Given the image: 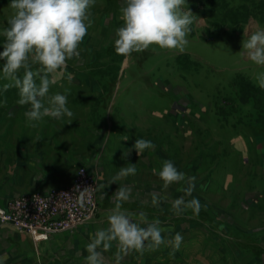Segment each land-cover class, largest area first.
Here are the masks:
<instances>
[{"label": "rangeland", "instance_id": "rangeland-1", "mask_svg": "<svg viewBox=\"0 0 264 264\" xmlns=\"http://www.w3.org/2000/svg\"><path fill=\"white\" fill-rule=\"evenodd\" d=\"M186 2L196 22L183 51L152 45L126 59L114 49L116 29L123 26L122 0H96L81 54L67 61L74 79L58 73L50 89L68 90L71 118L27 120L28 107L17 103L19 90L4 89L8 81L0 60V205L71 185L80 167L96 186L109 185L120 167L133 163L135 176L96 190L99 204L110 210L116 189L130 186L123 209L160 219L172 230L165 236L179 232L183 242L174 255L172 247L161 245L142 255L130 252L121 264H264V234L246 231L264 227V88L257 79L264 66L242 55L249 31L264 29V0ZM244 4L260 11L244 23H228V10ZM12 14L0 0V32ZM4 41L0 34V51ZM137 138L151 140L155 148L137 155ZM164 160L196 176L193 196L204 206L198 215L170 210L184 185L163 188L152 170L159 171ZM153 192L168 201L152 206ZM249 209L254 213L244 212ZM98 217L41 246L26 235L0 233V257H7L4 264H84L90 236L108 226L107 216ZM115 251L114 243L105 252L107 264H115Z\"/></svg>", "mask_w": 264, "mask_h": 264}, {"label": "clouds", "instance_id": "clouds-1", "mask_svg": "<svg viewBox=\"0 0 264 264\" xmlns=\"http://www.w3.org/2000/svg\"><path fill=\"white\" fill-rule=\"evenodd\" d=\"M95 3L96 0H10L13 14L7 22L8 27L0 32L5 37L0 51V60L4 61L3 78L8 81L4 89L15 87L19 90L17 103L30 106L24 113L27 120L39 122L49 116L56 119L73 117L74 113L67 106L68 90L50 94V89L56 83L58 73L66 75L69 82L74 79L72 73L66 72L67 61L81 54L80 45L93 25L91 8ZM119 11L123 26L116 29L114 49L117 55L126 59L152 45L183 51L196 22L186 0H122ZM242 55L254 64L264 66V29L249 31L242 41ZM257 79L264 88V72ZM127 140L128 136H125L124 141ZM154 148L151 140L143 138H137L133 144L137 155ZM152 171L165 190L173 184L183 183L180 190L184 195L171 201L170 210L174 215L180 216L189 210L199 214L204 206L193 196L196 176L179 171L171 160H164L159 171L155 168ZM136 173V165L129 163L119 168L109 185ZM109 185L100 184L95 188L100 190ZM91 188L80 192L81 200ZM131 195L130 186L116 189L114 207L107 213L108 226L98 228L90 236L84 264H107L105 252L111 250L114 243L115 264H121L124 255L133 251L142 255L161 245L172 247L170 255L179 250L183 242L179 232L169 239L165 233L171 234L172 230L163 227L160 219L149 220L144 211L132 213L123 209ZM150 195L154 207L168 201L167 195L155 192ZM102 196L106 193L102 192ZM6 258L0 257V264H4Z\"/></svg>", "mask_w": 264, "mask_h": 264}, {"label": "built area", "instance_id": "built-area-1", "mask_svg": "<svg viewBox=\"0 0 264 264\" xmlns=\"http://www.w3.org/2000/svg\"><path fill=\"white\" fill-rule=\"evenodd\" d=\"M92 187L84 194L80 192ZM96 185L85 167L77 171V179L66 187L48 193L12 197L0 205V226H9L35 242L48 241L53 235L72 232L93 221L99 210Z\"/></svg>", "mask_w": 264, "mask_h": 264}, {"label": "crops", "instance_id": "crops-1", "mask_svg": "<svg viewBox=\"0 0 264 264\" xmlns=\"http://www.w3.org/2000/svg\"><path fill=\"white\" fill-rule=\"evenodd\" d=\"M24 106H27L28 107V109H29V105H24ZM65 162H67V161H65ZM31 173V172H30ZM30 173H28L29 175H30ZM108 209H106L104 206H102V205H100L99 204V210H98V213H97V216H96V218L98 217V215H99V219H104L105 218V216H107V213H108ZM254 211L255 210H247V211H244L246 214H248V213H254ZM259 215V214H258ZM98 220V219H97ZM6 231H9V232H13V233H15V234H17L15 231H13L12 230V228L11 227H9V226H0V233H6ZM246 231H247V233H249V236H250V233L251 234H258V233H263L264 234V227H261V225H255V226H253V227H248V228H246ZM19 234V233H18ZM22 235H25V234H22ZM57 235V234H56ZM26 236H28V235H26ZM53 236H55V235H53ZM29 237V236H28ZM30 238V240L33 242V244L35 245V246H41L43 243L45 244V242L46 241H44V242H35V241H33L32 240V238L31 237H29ZM5 240H6V236H5V238H4Z\"/></svg>", "mask_w": 264, "mask_h": 264}, {"label": "trees", "instance_id": "trees-1", "mask_svg": "<svg viewBox=\"0 0 264 264\" xmlns=\"http://www.w3.org/2000/svg\"><path fill=\"white\" fill-rule=\"evenodd\" d=\"M4 3H10V0H1ZM235 11H238V13H234ZM255 10H259L260 11V7H255V6H246V4L244 5H240L238 8H233V9H229L228 10V23L237 25V20H240L241 22H246L249 18H252L253 16V12ZM227 16V15H226Z\"/></svg>", "mask_w": 264, "mask_h": 264}]
</instances>
